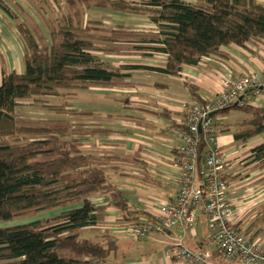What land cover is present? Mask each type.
Masks as SVG:
<instances>
[{"label": "trees", "instance_id": "16d2710c", "mask_svg": "<svg viewBox=\"0 0 264 264\" xmlns=\"http://www.w3.org/2000/svg\"><path fill=\"white\" fill-rule=\"evenodd\" d=\"M94 2L100 7L145 16L157 32L140 37L132 34L135 37L129 40L122 37L123 32L111 30L110 36L102 37L111 47L101 48L97 45L99 30H88V24L81 28L85 7ZM66 3L68 13L53 25L48 23L49 43H44L43 37L37 35L31 17L17 24L25 48V68L21 74L4 72L0 81V264L107 263L113 253L121 250L120 236L112 231L101 232L94 239L82 235L85 230L104 223L105 208L93 202L95 197L107 199L126 224H140L142 216H151L135 208L127 193L110 181L103 164L111 159L83 150L75 135L79 130L77 132L69 120L24 119L18 114L23 105L30 101L45 103L63 91L124 84L128 77L124 70L146 67H114L97 54L99 51L120 54L123 42L133 43L129 48L133 54L164 55L166 65L157 71L179 76L184 67H198L211 56L228 58L226 49L229 47H246L264 41V5L259 0H199L196 3L67 0ZM0 6L17 19L2 0ZM17 7L23 12L20 5ZM94 23L100 25L96 29H102L99 22ZM187 85L192 100L204 104L199 89L193 84ZM65 106L54 105L47 109L57 114L78 115ZM231 111L252 116L251 128L235 134L236 140L248 142L264 134V109L238 103L218 110L212 117H225ZM161 115L171 117L166 110ZM219 125L216 122L214 126ZM180 128L184 129V125ZM85 132L92 134L98 130ZM204 152L205 144L201 143L200 161ZM252 152L255 160L264 164V143ZM57 210L63 211L46 219L1 226Z\"/></svg>", "mask_w": 264, "mask_h": 264}, {"label": "crops", "instance_id": "0c3cea01", "mask_svg": "<svg viewBox=\"0 0 264 264\" xmlns=\"http://www.w3.org/2000/svg\"><path fill=\"white\" fill-rule=\"evenodd\" d=\"M2 1L7 4L4 2L5 0ZM184 1L196 3L199 0ZM259 1L264 5V0ZM90 10L91 12L103 11L118 14L117 17H122L119 14H123V16L129 15V17L149 20L145 16L124 14L100 6H92L87 11ZM11 21L18 22L0 6V81L4 72L20 74L24 71L25 48L19 33L9 29L12 27ZM123 26L125 25H120V27ZM140 27V25H135L133 30L120 29L118 31L123 32L122 34L133 32L138 37L157 32L156 30H140ZM121 44L123 46L133 43ZM226 51L229 54L228 58L211 56L198 67H184L179 76H168L157 71L166 65V57L162 54H158V56L165 57L164 64H159L155 60L160 59L154 57L157 55L144 57L143 59L146 61L142 63L122 65L113 63L114 67L139 65L146 69L124 70L128 77L123 88L92 86L78 90L90 91L93 96L98 94L100 100L94 99L91 102L83 100L82 104L71 105L77 108L81 115L92 116L93 119H96L90 123L93 126H86L85 124L89 123L83 121L81 123L83 126L77 127L78 130H81L78 132L79 134L77 133V138L80 139V144L86 153L111 159L105 161L103 167L113 185L127 193L128 200L135 208L152 215L155 206L174 198L178 193L180 169L177 158L182 138L177 133L181 131L179 128L183 126L182 123L189 107L195 103L187 84L195 85L199 89L200 96L210 100L217 93L225 78L249 75L254 72L264 76V41L258 44H248L246 47L232 46ZM97 54L102 55L100 52ZM132 73L147 75L146 78L137 80L138 77L134 78ZM147 78H151V82H148ZM197 79H199V83H196ZM135 81L138 85L137 88L133 85ZM174 81H176V86L173 84ZM242 99L248 106L264 109V96L255 97L251 90ZM125 100L127 102H124ZM122 105L123 108L120 109L119 107ZM120 110L121 112H119ZM165 110L171 114L170 118L161 115ZM122 113L133 117L135 115L139 120L133 121L135 119L126 118L123 123L117 118L114 123L115 117ZM246 114L248 118L244 120L248 127L244 126L246 129L243 131L251 128L249 122L252 120V116ZM79 118L81 119L80 115ZM227 119V117L222 118L221 122H229ZM86 129L98 130V132L86 133ZM175 131L176 136H174ZM243 131L237 132L243 133ZM218 139L219 145L227 154L224 165L226 179L231 188L237 187L231 189L230 198L238 217V226L241 230L252 235L254 239L263 241L264 164L255 160L252 150L264 143V134L256 135L248 142L238 141L230 133L219 136ZM93 202L99 207L105 208V219L101 225L107 227L117 236L123 235L121 231L127 224L124 223L120 212L111 207L105 198L95 197ZM260 218L263 223L258 221ZM209 236L207 218L203 210L200 209L196 231L173 228L165 234L151 232L144 241L151 238L147 241V250H153L156 245L162 244L164 249L161 253L163 251L165 253L176 240L183 238L185 244L191 249H197L202 245L208 246L214 254L213 264H225L213 245L209 243ZM127 241L130 240L127 239ZM120 251L123 259L121 260L122 264H183L166 258L164 254V256L156 255L155 251H148V256L142 258L128 257L124 251Z\"/></svg>", "mask_w": 264, "mask_h": 264}, {"label": "built area", "instance_id": "2783aa9c", "mask_svg": "<svg viewBox=\"0 0 264 264\" xmlns=\"http://www.w3.org/2000/svg\"><path fill=\"white\" fill-rule=\"evenodd\" d=\"M250 90L255 97L264 96L262 74L254 72L225 78L212 99L190 106L182 123L184 129L177 133L182 138L177 158L180 169L177 195L155 206L150 217L142 216L140 224H127L123 236L142 241L149 232L163 233L173 228L196 231L201 209L208 222L209 243L225 264H264V241L254 239L238 226L230 198L232 188L224 169L227 154L219 145L212 117L213 112L227 106L244 105L242 97ZM201 143L205 144L202 161L199 159ZM211 250L205 245L191 249L180 238L164 255L183 264H213Z\"/></svg>", "mask_w": 264, "mask_h": 264}, {"label": "rangeland", "instance_id": "374dc122", "mask_svg": "<svg viewBox=\"0 0 264 264\" xmlns=\"http://www.w3.org/2000/svg\"><path fill=\"white\" fill-rule=\"evenodd\" d=\"M66 1L67 0H5L4 2L7 3V5L13 11V13L16 16H19V18L21 17V19L17 18L18 22L13 23L11 21L12 27H9V29L10 30H16L19 33L17 24L19 22L26 21L28 17H31L32 21L35 23L36 28H37V30H36L38 32L37 35H39L40 37H43L44 43H49L50 42L49 24L53 25V23H55L56 21H60L62 19V15L64 13H68V5H67ZM127 1L141 2V0H135V1L134 0H127ZM17 4L20 6L21 5L23 6V7L21 6L24 9L23 12L18 11ZM88 6H89L88 8H87V6L85 7V12L82 11L83 14H82V24H81L82 27L81 28H86V26L88 24V30H99V32H97V34H98L97 36H99L100 42H97V45L100 46L101 48H110L111 47L110 44H108L107 42L104 41V39H102L103 36H104V38H106V36L107 37L110 36L109 32L111 30H113V31H118L120 29L133 30L135 25H140L141 26L140 30H157V28L155 26H153L149 20L140 19V18H133V17H129V15L123 16V14H119V16H122V17H117L116 15H118V14L115 15L113 13H105L103 11L91 12V10H90L88 12L87 10L90 9L92 6L98 7L97 2H94L91 5L89 4ZM101 8L111 9L109 7H106V6H101ZM80 10H82V9H80ZM112 10H114V9H112ZM71 12H72V10H71ZM119 12H122V11H119ZM123 13L124 14H130V13H126V12H123ZM94 22H96V23L99 22L102 26V29L101 28L96 29L99 24H95ZM121 24H124L125 26L120 27ZM91 25L94 26V29H90ZM104 30H108V31H104ZM126 34H128V35H126ZM132 34H134V33L133 32H124L122 37H126L130 40V39H132L130 37H135L134 35L132 36ZM44 36H46V37H44ZM112 36L113 35H111V37ZM123 43H126V42H123ZM130 46L131 45H128V44L121 46L120 47V51H121L120 54H116V55L115 54H108V53L99 51L100 53H102V55H100V56H102L103 57L102 59L104 61H106L109 65H112V66H114L113 63L122 65V64H133V63L145 62L146 59H143L144 57L142 55L136 54V53L133 54L132 52H129ZM154 57L160 58V59H155L159 64H164L165 57H161L158 55L154 56ZM23 63H24V61H23ZM136 66H139V65H136ZM140 67H142V66H140ZM24 68H25V65L23 67V70H24ZM132 75L134 76V78H135V76L138 77L137 80H142L143 78H146L147 74L132 73ZM147 81L151 82V78H147ZM199 82H200L199 79H197L196 83H199ZM173 84L176 86V81H174ZM124 85L125 84H120L117 87L123 88ZM133 85L135 88L138 87V85L136 84V81L133 83ZM142 86H144V85H142ZM180 86L181 85H179V87ZM178 93H179V91H178ZM117 95H119V94H117ZM119 96H121V95H119ZM98 98H99L98 94L93 96L90 91H78V90H73V91H69V92L63 91V92H61V94L58 97L48 98L46 100L47 102L45 101V103L36 102L35 104H32L30 101V103H27V104L23 105V107L20 108L18 114L21 118L29 119V120H41V119H43V120L47 119L50 121H68L69 120L71 122L72 126L74 127V129H76V131L78 132L77 127H79L80 125L83 126V124H81L83 121L86 123H89V124H85L86 126H93L90 123L96 119H93L92 116L81 115L80 111L71 105L75 104V106H76L77 103H81V102H83V100L90 101V102L94 101V99L100 100ZM123 98H125V96H123ZM68 101H69V103L72 102L73 104L67 103ZM124 102H127V101L125 100ZM44 104H48V106H44ZM54 105H59V106L60 105H62V106L68 105L69 107H67V109L69 111H71V110L76 111V113L78 115H80L81 119L79 118L78 115L77 116H75V115L71 116V115H66L65 113L57 114L56 112L50 111L47 109V108H49V106H54ZM80 106H82V105H80ZM119 108L122 109L123 105H122V107H119ZM189 109H190V107H189ZM119 112H121V110ZM225 117L228 118L227 120L229 122L225 121V123H222L221 119L225 118ZM225 117L224 116H218L216 119H214V125L216 122L220 123L219 126H217V127L215 126V131H216V134L218 137L223 136L226 133H230L231 136L234 138L235 134H238V132H242L243 130L246 129L245 127H248L247 124L245 123L246 120H244V119L248 118V115L242 111H231ZM115 118L116 119H115L114 123L116 122L117 118L119 120H122L123 123H124L123 120H126V118L135 119L133 121L139 120V118L137 116H135V115H134V117L128 116L125 113L124 114L122 113L121 115H117V117H115ZM228 123H230L231 125H229ZM179 129H181V131H182V128H179ZM79 131H81V130H79ZM243 132H246V131H243ZM80 133H82V132H80ZM75 135L77 136V134H75ZM238 141L243 142L242 140H238ZM235 188H237V187H234L232 189H235ZM62 211L63 210L48 212V213L41 214L38 217H35L32 219H25V220H20V221H16V222L6 223V224H3L1 226L2 227L14 226V225H20L23 223H29V222H32L35 220L46 219V218L56 216V215L60 214ZM258 221H261V223H263L261 218ZM252 225H251V227H252ZM101 226L102 225L100 224L98 226V228L87 229L82 233V235H84V237H91L94 239L96 237V235H98L101 232L111 231L107 227L102 226V227H105V228H102ZM120 238L124 239V240H121V248H122L121 250L124 251V253L128 257H140V258H142L143 256L147 257L148 251H155V252H157L156 255H163L164 254V251L161 253V251L164 249L162 244L156 245L153 250H147V247H148V246H146L147 241L151 238H149L147 241H139V242L138 241L135 242L132 240L127 241L128 238L123 236V235H121ZM263 241H264V237H263ZM144 246H146V247L144 248ZM121 260H123L122 254H121V251H118L117 253H113L111 255V257L107 263H103V264H110V263L111 264H122L123 262ZM110 261H112V262H110Z\"/></svg>", "mask_w": 264, "mask_h": 264}, {"label": "water", "instance_id": "95a60500", "mask_svg": "<svg viewBox=\"0 0 264 264\" xmlns=\"http://www.w3.org/2000/svg\"><path fill=\"white\" fill-rule=\"evenodd\" d=\"M216 113H217V111L213 112V113H212V116L215 115Z\"/></svg>", "mask_w": 264, "mask_h": 264}]
</instances>
